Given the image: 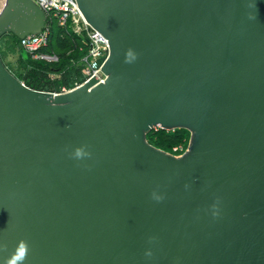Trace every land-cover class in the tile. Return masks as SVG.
I'll list each match as a JSON object with an SVG mask.
<instances>
[{"label":"water","instance_id":"water-1","mask_svg":"<svg viewBox=\"0 0 264 264\" xmlns=\"http://www.w3.org/2000/svg\"><path fill=\"white\" fill-rule=\"evenodd\" d=\"M75 1L110 45L90 81L36 90L0 54V264H264V0ZM47 26L0 0V40Z\"/></svg>","mask_w":264,"mask_h":264},{"label":"trees","instance_id":"trees-1","mask_svg":"<svg viewBox=\"0 0 264 264\" xmlns=\"http://www.w3.org/2000/svg\"><path fill=\"white\" fill-rule=\"evenodd\" d=\"M48 32V44L41 51L57 55V62L35 60L29 54L24 57L20 54L21 41L13 34L1 38L0 54L4 61L8 55L19 53L17 64L10 66L14 69L12 73L27 86L36 90L60 92L62 87H74L84 80L82 59L87 54L88 47L82 36L60 26L55 19L48 21ZM147 140L161 150L181 154L190 145L191 132L184 128L166 130L158 127L147 134ZM175 147H179L180 151L175 152Z\"/></svg>","mask_w":264,"mask_h":264},{"label":"built area","instance_id":"built-area-1","mask_svg":"<svg viewBox=\"0 0 264 264\" xmlns=\"http://www.w3.org/2000/svg\"><path fill=\"white\" fill-rule=\"evenodd\" d=\"M44 10L50 19H55L60 26L66 27L73 33L83 37L88 47V52L82 59V74L85 77L84 82L91 80L98 74L110 54V45L108 40L98 31L90 26L81 13L75 0H35ZM48 26L40 34L31 35L21 40L22 47L35 60L46 62H57L58 56L48 54L41 49L48 44ZM82 84V83H81ZM81 84H77L76 87ZM71 89L62 87V93H67ZM175 152L180 151L179 147L174 148Z\"/></svg>","mask_w":264,"mask_h":264},{"label":"rangeland","instance_id":"rangeland-1","mask_svg":"<svg viewBox=\"0 0 264 264\" xmlns=\"http://www.w3.org/2000/svg\"><path fill=\"white\" fill-rule=\"evenodd\" d=\"M9 36H12L11 34H7ZM0 43H1V40H0ZM20 46L22 47V45L20 44ZM0 48H2V46H0ZM22 51H20V54H22L24 57H27L28 53L27 51L22 47L21 48ZM18 58H19V53H16V54H10L8 55L7 58H4V63L6 64V66L8 67L9 70H11V72L14 70L10 64H17V61H18ZM180 155V154H179Z\"/></svg>","mask_w":264,"mask_h":264},{"label":"clouds","instance_id":"clouds-1","mask_svg":"<svg viewBox=\"0 0 264 264\" xmlns=\"http://www.w3.org/2000/svg\"><path fill=\"white\" fill-rule=\"evenodd\" d=\"M249 18H252V17H249ZM73 155L76 158H81V157H84V156L89 155V154L86 153L83 148H76ZM147 255H151V253L149 252V253H147Z\"/></svg>","mask_w":264,"mask_h":264},{"label":"bare ground","instance_id":"bare-ground-1","mask_svg":"<svg viewBox=\"0 0 264 264\" xmlns=\"http://www.w3.org/2000/svg\"><path fill=\"white\" fill-rule=\"evenodd\" d=\"M35 1V0H34ZM36 2V1H35ZM37 3V2H36ZM21 41V40H20ZM84 80H85V77H84ZM84 80L82 81V82H80V83H76V85L77 84H81L80 86H82L83 84H85L86 82H84ZM90 81V80H89ZM88 82V81H87ZM76 85L74 86V87H70V88H68V89H71L70 91H72V90H74L75 88H77L76 87ZM80 86H78V87H80ZM54 93H62V89H61V91L60 92H54ZM171 153V152H170ZM185 153V152H184ZM171 154H174V155H176V156H180V155H182L183 153H181L180 155L179 154H175V153H171Z\"/></svg>","mask_w":264,"mask_h":264}]
</instances>
